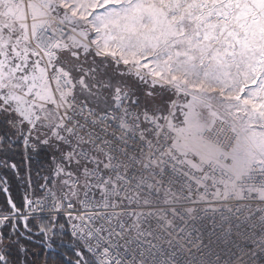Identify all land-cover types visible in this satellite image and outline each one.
I'll list each match as a JSON object with an SVG mask.
<instances>
[{
	"label": "snow or ice",
	"instance_id": "snow-or-ice-1",
	"mask_svg": "<svg viewBox=\"0 0 264 264\" xmlns=\"http://www.w3.org/2000/svg\"><path fill=\"white\" fill-rule=\"evenodd\" d=\"M0 193V264H264V0H0Z\"/></svg>",
	"mask_w": 264,
	"mask_h": 264
},
{
	"label": "trees",
	"instance_id": "trees-1",
	"mask_svg": "<svg viewBox=\"0 0 264 264\" xmlns=\"http://www.w3.org/2000/svg\"><path fill=\"white\" fill-rule=\"evenodd\" d=\"M17 160H19V156L16 157ZM9 175V188L11 195L13 199L17 202V204L21 203L23 197L25 196L27 189L26 184V173L22 170L21 171V178L17 179L13 174L8 173ZM5 199V196L3 193H0V203H2ZM65 241H67V237H64ZM67 245L66 244H60V241L57 240V251H62ZM32 250L36 253L35 257H32L34 259H44V257L47 255L50 258L54 259H61L62 257L57 256L56 253H49L48 250L40 243V240L38 237H34L33 244H32Z\"/></svg>",
	"mask_w": 264,
	"mask_h": 264
}]
</instances>
